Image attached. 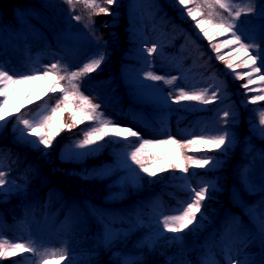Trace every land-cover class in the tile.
I'll return each instance as SVG.
<instances>
[{
  "label": "trees",
  "instance_id": "obj_1",
  "mask_svg": "<svg viewBox=\"0 0 264 264\" xmlns=\"http://www.w3.org/2000/svg\"><path fill=\"white\" fill-rule=\"evenodd\" d=\"M128 2L129 0H120V3L107 5L106 0H95V3L108 7L110 12L114 13V15H95L93 9L86 8L81 0H74L75 6L72 11H70L72 6L65 3V0H0V26L17 28L29 22L34 28L32 35L25 36L15 47L9 40L0 36V62L12 71L35 74L34 68L37 63L33 52L37 48L55 47L60 50H75L77 53H71V57L82 59L96 48L116 47L110 61L80 78L85 83H93L100 90L109 92L110 90H105V80L109 72L121 73L123 51L134 49L133 44L136 42L134 34L137 32L134 29H137V26L132 21L127 7ZM254 3L256 11L242 16L249 18L247 23L249 26L264 30V0H254ZM157 4L161 9L166 7L165 0H157ZM160 8H157L158 12ZM117 12H119L118 16L115 15ZM73 16H80L81 19L75 20ZM182 17L184 20L178 21L186 24L188 28L190 26L188 21L192 19L187 17L186 10ZM137 20L143 22V17ZM91 21L95 22L94 26ZM69 28L75 30L84 28L93 39L87 40L82 48H76L66 36ZM172 28L177 30L176 27L172 26ZM188 29L190 33L186 38L185 50L193 55L202 53V58L209 61V57L213 55L209 48L215 40L209 41L192 34L194 27ZM185 36L186 33L180 32L175 40L181 42ZM119 45L120 49H118ZM220 65L225 70L223 74L234 86H238L245 96L246 90L241 85L246 83L247 79H234L233 70L228 69L224 64L220 63ZM215 67L216 65L212 68ZM235 70L237 73L249 71L248 68L243 67ZM249 87L258 88L259 85L253 84ZM113 93L117 97V102L130 108L136 115L146 114L152 122L162 123V117L157 113L163 108L162 105L134 96L121 80L120 86ZM257 94L264 92L249 91L245 99L250 100ZM43 100L48 101L51 98L47 96ZM55 102L57 104L58 101ZM36 106V103L27 104L16 115L29 119L35 114ZM262 109H264V101L246 104V114L252 115L258 124L259 110ZM163 110L167 112L166 108ZM204 110V104L197 101L188 103L182 109L185 113L182 125L188 117L195 119L202 115ZM256 110L258 114L255 113ZM62 119L64 123H71L70 112H63ZM92 125L93 121H85L71 131L60 132L54 139L53 145L45 149L44 146L37 148L20 143L16 139L17 131L14 130L19 126L16 125V117L9 118L7 126L0 129V158L4 156L15 159L14 163L23 170L28 181L15 182L5 176L11 184L4 186L7 195L0 194L1 223H9L10 226L28 233L30 229L28 215L34 208L32 204L34 202L44 209L50 208L48 202H54L55 207L62 210L58 226H62L70 217L81 211L83 221L76 222L77 228H81L78 232L82 233L81 230H86L89 225L91 231L88 232L96 233V227L100 230V259L93 264H204L211 252L207 244V240L212 238L210 232L215 242L220 247H224L229 242V232L234 218L240 219L236 230L240 236L248 235L249 229L261 231L262 217H264V188L254 186L249 179L246 163L251 162L252 158L243 141L241 145H231L222 152L220 150L198 152L199 155L210 154L217 160L216 165L207 170L196 168L205 179L214 180L215 187L209 193L210 199L204 202L205 215L198 228L192 231L186 230L181 241L174 242L169 239L176 234L163 231V225L160 224L162 218L147 219L144 223L135 222L134 225L127 227L111 225L107 221L109 217L112 219L117 215L138 217L142 208L145 211H154L160 201L179 205L183 200L180 195H175L173 192L188 195L187 177L179 171H166L155 178L147 176L130 160L127 163L123 161L121 152L126 144L124 141L101 142L102 146L98 150L81 155L83 160L80 161V155L76 153L85 150L76 148L75 144L83 139V132ZM260 136L258 143H261L264 149V131L260 132ZM106 140H118V138L106 137ZM203 147L207 149L208 145ZM67 151H72V154L63 162L62 155ZM171 159L175 160L176 157L172 156ZM146 166L152 167V162L149 161ZM233 184L239 186L246 199L244 207L233 204L230 199L229 192ZM31 187L34 189L33 196L27 193V189ZM100 214L105 216L100 217ZM109 233L111 240L108 238ZM194 244L199 246L191 250ZM30 254H18L7 260H0V264H24Z\"/></svg>",
  "mask_w": 264,
  "mask_h": 264
},
{
  "label": "rangeland",
  "instance_id": "obj_2",
  "mask_svg": "<svg viewBox=\"0 0 264 264\" xmlns=\"http://www.w3.org/2000/svg\"><path fill=\"white\" fill-rule=\"evenodd\" d=\"M156 2L157 0H129L128 2L130 15L135 26H137V29H134L137 32V34H134L136 42L133 44L134 49L123 51L121 73L109 72L105 80V90L110 88L112 92L100 91L95 84H87L82 79H79L75 81V83L79 84L80 92L88 96L93 103L100 104L101 107L99 111L103 112L105 117L112 119L120 126L133 128L138 131L144 139L158 140L172 136L183 141L192 138L194 134L217 133L227 129L232 137L231 145L237 143L239 146V143L241 142L242 144L243 141L248 147L247 149L253 157L252 162L248 166V174L258 188L263 187L264 149L261 143H258V139L261 138V126L252 115L246 114V99L244 94L238 86H234L223 74L225 70L220 63H224L217 59L219 55L225 56L226 59L230 55L235 58L237 54L233 49L236 46L232 45L230 47L221 48L219 52L210 47V52H213L211 56L212 59L209 57L211 61L202 58V53L193 55L187 52V50H185L186 38L190 33L188 28L194 27L195 30L191 31L192 34L205 39L203 33L200 32L199 28L195 27V21L193 20L188 21L190 25L188 28L186 24L178 21L179 19L184 20L182 17L184 11L182 12L183 6L177 5V0H165L166 7L162 9L158 7ZM118 3H120V0H118ZM157 8H160L159 12ZM115 15L118 16L119 12ZM141 17L144 18L145 23L136 20ZM241 20L243 21L242 30L248 37L246 42H254L260 45L261 49H264V30L249 26L247 24L249 18L242 16ZM172 26L176 27L177 30L174 28L171 29ZM32 31H34V28L29 22L17 28L0 26V36L9 40L14 47L17 46L19 42H22L25 36L32 35ZM180 32L186 33V36L181 42H175L174 37ZM66 36L76 48H82L87 40L93 39L90 33L84 28H76V30L69 28L66 32ZM226 39H230V34L216 36L214 38L216 44ZM154 44L157 46L156 52L148 54L146 49L152 47ZM171 44L176 45V47H171ZM116 49V47H110L109 49L98 48L89 52L81 61H76L71 57V53H77L75 50H60L54 47L38 48L34 50V59L38 63V66L35 67V73L41 69H45L53 63H58L61 69L60 75L67 76L71 71H79L83 64L95 58L98 53H104L106 55V59L101 65L107 63L112 59V54ZM118 49H120V45ZM234 62L239 63V61L235 59ZM215 65L216 67L212 68ZM148 71L164 77V80L152 81L147 79L146 73ZM262 74H264V69H262ZM172 77L177 78L173 84L165 83V80H169ZM53 80V76L48 77V81ZM119 80H121L123 84H126L130 93L158 105H162L161 107L163 108L159 109L157 113L164 119V122L161 125H156L152 123L150 118L145 114L136 115L130 108L117 102V97L113 92L118 88ZM60 83L65 88L71 87L68 80H63ZM206 87L218 89V99L211 104L205 105L207 112L196 117L191 127L181 126L183 122L182 117H185V113L182 112V109L191 101H183L180 104H176L171 102L170 98L181 89L187 92H198ZM18 89H20L21 94L19 92V97L14 98L16 92H13L9 99V108L14 112L20 104L24 103L23 98L31 91L32 95L28 104H37L35 115L30 118L33 123L41 119L43 115L49 114L50 109L56 105L55 100L59 101L63 95L59 90L54 93L50 92L47 81L36 82L34 84L22 83ZM210 94L211 92H209V95ZM47 96L48 98L50 96L51 100H43ZM37 97H40V99H37ZM226 99L229 100V103L223 105L222 103ZM165 108L169 109L168 113L163 110ZM225 110L231 114L228 117L230 124H226L222 119ZM255 113L258 114L259 112L256 110ZM190 119L193 121V118L188 117L184 122L186 121L188 124V122L191 121ZM94 123L95 121H93V124ZM18 128H23V125H19ZM16 136V139L20 143H24L20 138L19 131H17ZM31 139H35V137ZM129 139L133 142L136 140L135 137ZM131 150H133V148L126 144L122 154L123 161H125L126 153ZM44 152L45 150L43 153ZM185 153L193 156H204L199 155L198 152L188 151L187 149H185ZM71 154L72 151L64 153L61 161H67ZM79 157V160L82 161L83 157L81 155ZM14 161L15 159L2 157L0 158V167H2L6 176H8L11 181L17 182L26 180V174L13 163ZM189 173L186 180L187 185L198 186L204 182L211 185L213 184V181L205 179L202 176L203 174L199 173L196 168H190ZM173 193L175 195H180L183 201L188 198V195L181 192L179 194L177 192ZM32 194L33 192L31 191L30 195L33 196ZM231 198L241 206L244 205L245 199L238 185L232 187ZM48 203L51 208L47 210L37 206V202L32 203L34 208L28 215V222L30 225L28 234L22 230L16 229V227L10 226L9 223L0 222V239L7 240L9 243L16 242L27 244L31 242L32 246L37 248L38 252L30 254L24 264H36L37 261L44 258V256L53 249L67 252L71 260L65 261L66 264H93L95 261L99 260L100 230L98 227H96V233L88 232L91 231V225H89L86 230H81L82 233L80 234L78 231H80L81 228H77V223L78 221H83V212L81 211L70 217L62 226H58L62 210L59 207H55L54 202L50 201ZM175 208H177V206L169 205L168 201H160L157 204L156 210L144 211V208H142L139 216L132 218L136 219L138 223H143L147 219L162 217V223L164 217L173 214L172 210ZM103 216L104 215L100 214V217ZM87 219L90 220L89 218ZM107 221L110 222L111 225H119L122 223L131 225L135 223L132 220H125L123 216H117L113 219L109 217ZM238 224L239 221L236 219V223L231 229V243L225 247V250L220 249L214 239L207 242L209 247L213 248L214 251H212L213 254L207 258L205 264H229V255L233 259L249 260L254 261L255 264H264V231L254 233L253 231L256 230L249 229L251 231L249 235L237 237L234 231L238 227ZM52 262V260H49V263Z\"/></svg>",
  "mask_w": 264,
  "mask_h": 264
},
{
  "label": "snow or ice",
  "instance_id": "obj_3",
  "mask_svg": "<svg viewBox=\"0 0 264 264\" xmlns=\"http://www.w3.org/2000/svg\"><path fill=\"white\" fill-rule=\"evenodd\" d=\"M86 8L93 9V14L114 15L108 7H102L95 3V0H81ZM65 3L72 6L70 11L74 9V0H65ZM118 0H106L107 5L117 4ZM178 6H183L182 12L186 10L187 17H191L195 21V27L199 28L203 33V37L212 41L216 36H225L230 34V39L223 42L211 44V47L217 52L221 48L235 45L233 51L237 54L235 58L231 55L226 59L225 56L219 55L217 59L222 61L228 69L233 70L234 79L244 80L247 82L242 84L245 97L249 91L264 92V49L254 42H246L248 37L242 30V15H248L256 11L254 0H177ZM191 5V6H189ZM243 5V6H241ZM225 13L227 15H225ZM73 19L80 20V16H73ZM239 21V23H238ZM94 26L95 22L91 21ZM102 39V38H100ZM157 46L146 49L148 54L154 53ZM106 55L98 53L95 58L83 64L79 71H71L67 76L60 75V66L53 63L45 69L37 71L35 74L20 73L9 70L8 67L0 62V128L6 127L9 117H16V125H23V128H15L19 131L21 140L29 145L39 148L43 145L45 149L53 145L54 139L64 130L71 131L77 125L85 121H95V123L83 132V139L76 142L75 147L84 149V152L76 153L77 155L90 154L98 150L102 143H112L124 141L130 145L133 150L126 153L125 162L129 160L132 164L137 165L139 171L147 174L149 177H157L158 174L166 171H179L180 173L189 175L190 168L208 169L214 167L217 163L215 157L211 155L193 156L187 155L185 149L192 152H210L220 150L221 152L231 146V134L225 129L217 133H200L194 134L192 138L186 140H178L175 137L168 136L164 139L150 140L144 139L141 134L131 127L120 126L110 118L105 117L104 113L99 111L100 104L93 103L92 100L80 92L79 84L75 81L82 76L92 73L101 67L105 61ZM238 60L239 63H235ZM248 68V72L237 73L236 68ZM53 76V81H48V77ZM146 78L152 81L164 80V77L156 75L151 71L146 73ZM177 78L172 77L165 80L167 84H173ZM68 80L70 88L61 85V81ZM47 81L50 92L59 90L63 95L57 102L55 107L50 109L49 114L43 115L41 119L33 123L30 119L24 118L20 113L30 101L32 92L30 91L23 99L24 103L15 109V112L9 108V99L13 92H16V85L22 83L34 84L36 82ZM258 84V88H250V85ZM209 92L211 94L209 95ZM19 95V93H16ZM219 91L216 88H204L198 92H187L183 89L174 94L170 100L173 103L180 104L183 101H197L201 104H211L218 99ZM40 99V97H37ZM257 101H264V94H257L245 102L255 104ZM70 112L71 123H64L62 113ZM260 111L259 125L261 131H264V109ZM231 114L225 110L222 119L227 124L228 117ZM35 137V139H31ZM106 137L118 138V140H106ZM135 137V142L129 138ZM203 145H208L205 149ZM176 159L172 160L171 157ZM151 161L152 167L146 166ZM5 171L0 167V194L7 195L5 185L11 184V181L5 178ZM214 185L207 182L198 186L186 185L188 198L179 202L177 208L173 209V214L166 215L162 221L163 231L166 233L176 234L169 239L174 242L181 241L183 235L187 231L198 228L200 222L204 218V202L210 199L209 193L214 190ZM9 192L11 189L8 190ZM262 230H264V217H262ZM111 240V233H109ZM36 247L32 243H9L7 240L0 239V260H7L21 253H37ZM49 260L53 264H63L70 261L71 257L67 252L62 250H51L44 258L36 262V264H49ZM229 264H255L254 261L233 259L228 256Z\"/></svg>",
  "mask_w": 264,
  "mask_h": 264
},
{
  "label": "bare ground",
  "instance_id": "obj_4",
  "mask_svg": "<svg viewBox=\"0 0 264 264\" xmlns=\"http://www.w3.org/2000/svg\"><path fill=\"white\" fill-rule=\"evenodd\" d=\"M18 87H20V84H18V85L16 86V93H17V92H18V93L20 92V94H21V91H20V89H18ZM16 93L14 94V98H18L19 95H20V94L17 95ZM228 103H229V100L226 99V100H224V102H223L222 104L224 105V104H228ZM187 125H188L187 123L184 124V127H187Z\"/></svg>",
  "mask_w": 264,
  "mask_h": 264
}]
</instances>
